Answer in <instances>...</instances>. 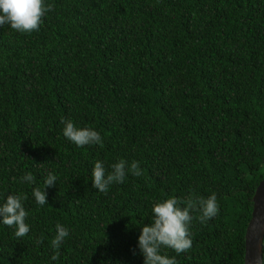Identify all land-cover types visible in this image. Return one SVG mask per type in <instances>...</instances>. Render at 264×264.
<instances>
[{
	"label": "trees",
	"instance_id": "16d2710c",
	"mask_svg": "<svg viewBox=\"0 0 264 264\" xmlns=\"http://www.w3.org/2000/svg\"><path fill=\"white\" fill-rule=\"evenodd\" d=\"M38 31L0 27V202L27 196L29 233L0 223V264H143L153 203L215 193L219 214L190 225L178 264H243L264 180V0H45ZM101 144L78 147L62 120ZM138 161L106 193L96 161ZM34 183L22 181L26 173ZM47 205L32 195L44 178ZM59 223L69 229L52 260ZM43 241V243H37ZM135 252V254H133ZM264 264V239L262 243Z\"/></svg>",
	"mask_w": 264,
	"mask_h": 264
},
{
	"label": "clouds",
	"instance_id": "9594fccd",
	"mask_svg": "<svg viewBox=\"0 0 264 264\" xmlns=\"http://www.w3.org/2000/svg\"><path fill=\"white\" fill-rule=\"evenodd\" d=\"M53 6L46 4L45 0H0V27L10 25L19 33L30 34L40 29L45 14L52 11ZM63 135L78 147L85 145L101 144V134L90 127H77L72 120H62ZM110 171H106L102 161H96L91 172L92 188L99 192L106 193L113 183L122 184L126 175H142L138 161L129 164L126 160L110 165ZM22 181L34 183L35 178L29 172L21 177ZM57 183V176L49 172L44 178L45 188H33L32 195L35 202L44 206L47 205L48 187H54ZM27 196L8 194L0 202V223L13 228L14 234L19 240L26 236L29 225L25 220L28 215L23 207V201ZM192 213H198L201 224L219 214V205L215 193L205 197L195 192L190 193L186 198L179 199L169 196L156 201L152 206V217L150 222L141 226L138 236L137 247L143 256V264H178L175 257H169L164 249H171L177 255L186 253L192 247L190 225L194 219ZM56 233L51 241L54 254L51 259L59 257V249L65 238L69 235V229L57 223ZM43 243V241H37ZM135 254V252L133 253Z\"/></svg>",
	"mask_w": 264,
	"mask_h": 264
},
{
	"label": "water",
	"instance_id": "95a60500",
	"mask_svg": "<svg viewBox=\"0 0 264 264\" xmlns=\"http://www.w3.org/2000/svg\"><path fill=\"white\" fill-rule=\"evenodd\" d=\"M264 239V180L255 189L252 197L251 218L244 235V263H262V243Z\"/></svg>",
	"mask_w": 264,
	"mask_h": 264
}]
</instances>
